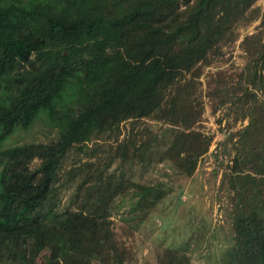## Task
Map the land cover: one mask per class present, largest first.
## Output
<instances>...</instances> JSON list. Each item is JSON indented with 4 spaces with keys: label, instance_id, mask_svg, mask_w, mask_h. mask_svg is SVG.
Wrapping results in <instances>:
<instances>
[{
    "label": "trees",
    "instance_id": "1",
    "mask_svg": "<svg viewBox=\"0 0 264 264\" xmlns=\"http://www.w3.org/2000/svg\"><path fill=\"white\" fill-rule=\"evenodd\" d=\"M259 1L0 0V143L42 115L59 133L0 150V264L138 263L141 228L165 224L155 212L171 196L165 183L138 177L156 153L175 181L194 177L215 138L200 130L207 104L222 115L220 190L227 183L232 221L217 264H264ZM259 20L240 44L245 65L209 73L204 91L205 69L229 63L240 29ZM145 122L167 130L141 135ZM100 142L108 148L90 147ZM188 229L182 251L201 242L206 225ZM181 250L173 261L188 264Z\"/></svg>",
    "mask_w": 264,
    "mask_h": 264
},
{
    "label": "rangeland",
    "instance_id": "2",
    "mask_svg": "<svg viewBox=\"0 0 264 264\" xmlns=\"http://www.w3.org/2000/svg\"><path fill=\"white\" fill-rule=\"evenodd\" d=\"M257 5L261 6L262 10H264V0H260ZM259 24L260 20L246 29H240L241 37L235 49H233L234 51L229 50V54H227V58H230L229 63L223 65L221 68L213 66L205 69L203 76L200 78V81L203 82L202 87L204 91H206V77L209 73L219 69L228 70L232 66L241 69L245 65L244 53L240 48V44L246 35L255 32ZM219 115L220 117L222 116L221 113ZM218 116L212 114L210 106L207 104L202 122L203 127L200 130L204 135H214L215 138L208 154L199 162L192 179L185 182L175 181L178 177L175 174L176 171L174 172L168 161L164 163L157 162L158 153L154 154L155 160L151 163V168L148 172H142L141 176L138 177V180L144 184L161 185L165 183L171 187V196L164 204H160L158 210L155 212L156 216L161 215L163 217L165 224L157 218L156 224L152 225L150 230L147 231L146 227L142 226L141 238L136 243L137 258L139 259V262L136 264H173V252L185 248L184 246L191 235L188 229L191 225L202 228L205 224L206 229L203 238L200 240V245L196 241L188 249L179 251L181 253L188 251L186 252L189 253L188 259L190 261L188 264H217L218 257L225 250V245L229 240L228 236L232 231V221L228 209L227 183H224L223 189L220 190L228 158L224 156L223 146L221 145L224 136L220 130L223 125L220 127ZM242 126L238 124L235 130H238ZM129 127V123L122 125V137L128 134ZM145 129L161 136L167 130L165 125H155L151 122L141 124L139 129V132H142L141 135ZM58 137V129L49 122L45 115H42L32 128L29 130H16L13 135L0 143V150L30 142L51 143L56 141ZM97 145H101L105 149L108 148L107 144L101 142L90 144V147L96 148ZM162 145L159 143L157 149L159 150ZM98 155L106 156L101 149L98 151ZM178 196L182 197V201L184 202L182 205L178 203ZM125 209L128 208L125 207L123 210L125 211ZM176 209L181 211L186 210L188 211V215L179 216ZM191 213L201 219H193L190 216ZM200 220H202V223H200ZM162 225L164 227H161ZM186 262L184 263L187 264Z\"/></svg>",
    "mask_w": 264,
    "mask_h": 264
}]
</instances>
